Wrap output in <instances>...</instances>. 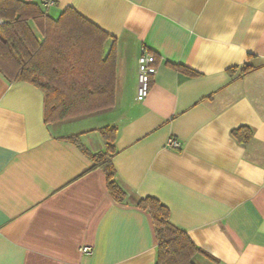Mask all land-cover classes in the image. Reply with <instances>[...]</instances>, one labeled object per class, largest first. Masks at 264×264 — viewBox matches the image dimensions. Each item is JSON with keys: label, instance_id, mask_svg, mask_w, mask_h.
<instances>
[{"label": "crops", "instance_id": "0c3cea01", "mask_svg": "<svg viewBox=\"0 0 264 264\" xmlns=\"http://www.w3.org/2000/svg\"><path fill=\"white\" fill-rule=\"evenodd\" d=\"M24 1L53 19L67 8L85 19L82 41L99 50L95 59L114 48V97L47 124L42 89L0 72V264H155L152 218L136 205L147 195L219 259L196 254L195 264H264V0ZM143 49L156 72L137 100ZM100 69L110 78L111 65ZM241 125L251 129L247 142L232 133ZM104 126L116 128L111 161L123 201L65 138L105 151Z\"/></svg>", "mask_w": 264, "mask_h": 264}, {"label": "trees", "instance_id": "16d2710c", "mask_svg": "<svg viewBox=\"0 0 264 264\" xmlns=\"http://www.w3.org/2000/svg\"><path fill=\"white\" fill-rule=\"evenodd\" d=\"M31 21L41 31L42 40L33 32ZM82 22L87 21L70 8L53 19L37 2L0 0V72L11 81H29L42 89L46 99L44 121L47 124L96 112L113 103L114 48L102 60L99 61V57L95 59L99 50L90 52L83 44L86 34L82 31H86ZM104 65L106 69L111 65L110 78L107 72L106 78L99 74ZM174 66L182 73L197 74L185 65ZM251 69L249 65L243 66L242 74ZM99 131L106 143L105 151H89L77 134L65 138L88 155L95 166L102 167L109 192L117 201H123L126 193L115 180L111 161L115 152L112 142L116 128L104 126ZM232 133L241 142H247L252 136L247 125L233 128ZM136 205L147 210L152 218L157 239L155 264H195L192 258L196 254L219 262L169 220V209L159 199L147 195L141 197Z\"/></svg>", "mask_w": 264, "mask_h": 264}, {"label": "built area", "instance_id": "2783aa9c", "mask_svg": "<svg viewBox=\"0 0 264 264\" xmlns=\"http://www.w3.org/2000/svg\"><path fill=\"white\" fill-rule=\"evenodd\" d=\"M56 0H42V4L49 6L55 3ZM156 72V62L153 53L143 49L137 58V88L136 99L142 100L148 94L151 79ZM168 144L173 147H179L180 143L176 139L170 138ZM82 252H88L90 249L87 246L81 248Z\"/></svg>", "mask_w": 264, "mask_h": 264}, {"label": "rangeland", "instance_id": "374dc122", "mask_svg": "<svg viewBox=\"0 0 264 264\" xmlns=\"http://www.w3.org/2000/svg\"><path fill=\"white\" fill-rule=\"evenodd\" d=\"M70 118H73V117H69V118H66V119H63V120H67V119H70ZM62 120V121H63ZM58 122V121H57ZM51 123H55V122H50L49 124H51Z\"/></svg>", "mask_w": 264, "mask_h": 264}]
</instances>
